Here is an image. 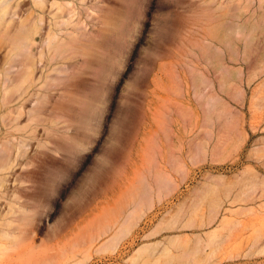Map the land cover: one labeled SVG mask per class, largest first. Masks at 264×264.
Segmentation results:
<instances>
[{
    "label": "rangeland",
    "instance_id": "1",
    "mask_svg": "<svg viewBox=\"0 0 264 264\" xmlns=\"http://www.w3.org/2000/svg\"><path fill=\"white\" fill-rule=\"evenodd\" d=\"M110 1L131 30L93 109L89 152L57 162L72 163L75 182L60 180L55 203L40 191L35 233L0 240V264H264V0ZM210 33L226 40L213 65ZM224 214L223 239L206 246ZM146 242L170 251L139 256Z\"/></svg>",
    "mask_w": 264,
    "mask_h": 264
},
{
    "label": "bare ground",
    "instance_id": "2",
    "mask_svg": "<svg viewBox=\"0 0 264 264\" xmlns=\"http://www.w3.org/2000/svg\"><path fill=\"white\" fill-rule=\"evenodd\" d=\"M32 1L36 14L24 16L19 1L13 5V0H0V240L13 245L26 231L35 233L39 222L35 204L41 201L40 191H55L60 180L74 176L72 163L64 168L55 166L88 149L90 142L85 138L92 130L93 109L102 102L105 82L120 62L123 42L131 30V22L110 0ZM210 34L213 36L203 38L209 49L208 55L204 53L213 65L220 61L217 53L226 40ZM223 63L226 70L230 64L228 60ZM208 86L213 92L208 104L215 106V87L209 83L205 88ZM76 105L86 112L80 121L72 115ZM161 174L166 178L162 180H170L169 172L162 170ZM148 183L151 188L147 189L146 203L151 204L154 183ZM219 207L212 209L216 216ZM229 225L224 214L208 233L206 246L223 239ZM157 228L154 226L147 236L161 232ZM169 239L182 248L177 236ZM151 249L165 252L169 244L156 248L146 242L136 253L145 256Z\"/></svg>",
    "mask_w": 264,
    "mask_h": 264
},
{
    "label": "snow or ice",
    "instance_id": "3",
    "mask_svg": "<svg viewBox=\"0 0 264 264\" xmlns=\"http://www.w3.org/2000/svg\"><path fill=\"white\" fill-rule=\"evenodd\" d=\"M151 2H154L156 4H160V3L163 2V0H151ZM88 152H89V150H86L83 153H88ZM87 159L90 160L91 156H88ZM63 181H67L68 182V187H71L72 183L75 182V176L67 175V177H65ZM56 197H57V192L56 191H53V192H51L49 194V198H50L51 202H53V203L58 201Z\"/></svg>",
    "mask_w": 264,
    "mask_h": 264
}]
</instances>
